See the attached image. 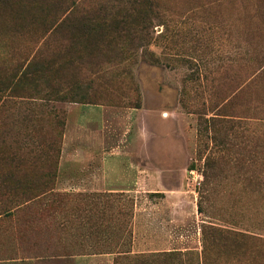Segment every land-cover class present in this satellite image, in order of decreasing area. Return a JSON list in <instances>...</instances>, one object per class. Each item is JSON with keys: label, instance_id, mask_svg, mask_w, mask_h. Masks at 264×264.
Wrapping results in <instances>:
<instances>
[{"label": "rangeland", "instance_id": "374dc122", "mask_svg": "<svg viewBox=\"0 0 264 264\" xmlns=\"http://www.w3.org/2000/svg\"><path fill=\"white\" fill-rule=\"evenodd\" d=\"M27 1L0 0V264H264V0H62L71 32Z\"/></svg>", "mask_w": 264, "mask_h": 264}, {"label": "trees", "instance_id": "16d2710c", "mask_svg": "<svg viewBox=\"0 0 264 264\" xmlns=\"http://www.w3.org/2000/svg\"><path fill=\"white\" fill-rule=\"evenodd\" d=\"M36 0H31L27 1L29 2L27 6H30L31 4L38 5L40 6L39 3L35 2ZM24 5V3H23ZM135 7L139 11H145V9H152L154 7V3L149 1V0H136L135 1ZM49 6V5H48ZM47 4H43L44 10L42 8H38L39 11L42 10L43 14L41 16L43 17V24L46 25V27H51L52 31L57 32L60 29L66 28L68 30L72 29V22L74 17L72 16L71 12L69 11H63L62 9V0H58L57 3L51 4L49 7ZM48 7V8H47ZM94 16H91L89 12H83L82 14L79 15L77 22L79 23V33L82 35V37L86 36L87 33L90 34H95V36L99 38H109L112 33H117L120 31H124L122 28L118 27L120 24L123 26L127 25V21L130 17H128V14H124L126 16H122L119 19H115L114 17H107L105 15H99L96 14L95 12L93 13ZM121 21V22H120ZM123 21V22H122ZM51 31V30H50ZM71 32V30H70ZM70 35V34H69ZM73 35H70V40L73 38ZM85 46H83V49L85 50ZM99 48V45H94L92 46V49L95 51ZM67 52L66 53H72L73 47L70 44L67 47ZM70 64V61H66L63 65H68ZM51 62L50 61H43V63L39 66V72L43 73H51ZM61 66V65H60ZM32 65L27 66V70L30 69ZM24 75V74H22ZM18 84H15L13 86V89H16ZM55 97V96H53ZM47 100L49 101H54V102H66V99L64 96H57L56 99H51L48 98Z\"/></svg>", "mask_w": 264, "mask_h": 264}, {"label": "crops", "instance_id": "0c3cea01", "mask_svg": "<svg viewBox=\"0 0 264 264\" xmlns=\"http://www.w3.org/2000/svg\"><path fill=\"white\" fill-rule=\"evenodd\" d=\"M85 110H89V111L86 112ZM98 115H99V112L96 110L95 107L93 108L91 106H84L82 112L80 113L78 123L82 127H84V126H86V127L92 126L94 124V122H92V119H94Z\"/></svg>", "mask_w": 264, "mask_h": 264}]
</instances>
